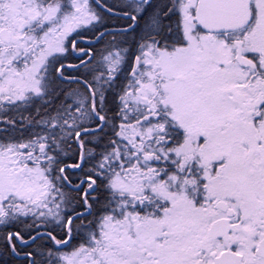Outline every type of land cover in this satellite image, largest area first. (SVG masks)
Listing matches in <instances>:
<instances>
[{
  "label": "snow or ice",
  "instance_id": "snow-or-ice-1",
  "mask_svg": "<svg viewBox=\"0 0 264 264\" xmlns=\"http://www.w3.org/2000/svg\"><path fill=\"white\" fill-rule=\"evenodd\" d=\"M0 264H264V0H0Z\"/></svg>",
  "mask_w": 264,
  "mask_h": 264
}]
</instances>
